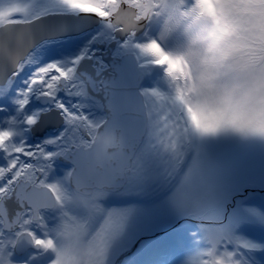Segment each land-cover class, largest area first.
<instances>
[{"label": "snow or ice", "instance_id": "1", "mask_svg": "<svg viewBox=\"0 0 264 264\" xmlns=\"http://www.w3.org/2000/svg\"><path fill=\"white\" fill-rule=\"evenodd\" d=\"M60 3L73 12L99 19L109 16L104 10V0L96 3L92 0H60ZM15 11H0V25L6 24V17ZM104 25L110 39L117 41L116 36L122 29L110 20H106ZM144 34L147 35V30ZM117 42L121 50L127 52V45ZM32 47L30 33L10 29L0 36V69L6 68L14 52L26 48L19 68L10 70V74L0 70V90L9 87L30 62ZM84 59L81 55L68 64L49 63L39 67L25 81L26 87L17 92L14 101L19 113L25 112L34 95L50 101L65 125L60 135L35 146L25 143L22 130L37 125L39 113L12 117L5 122L8 127L0 128V155L5 161L0 165V264H12L11 249L22 239L30 241L39 251L54 250L53 240L58 239L62 231L72 233L74 238H79L83 232L103 264H110L111 254L122 239L129 210L108 209L101 201L112 191L134 190L136 178L142 172V158L149 154L161 157L160 148L165 140L170 152L164 162L166 171L171 174L183 162L187 129L163 99L157 103L155 97L160 93L155 88L137 86L138 73L135 70L129 72L131 83L121 85L124 95L119 103L105 97L108 101L104 105L108 112L106 117L96 118L85 113L87 104L94 102L90 94V89L94 90V82L79 71ZM134 60L136 69L149 67L138 56H134ZM96 87L108 93L116 85L101 81ZM130 87L135 89V95L128 94ZM61 91L77 102L66 105L59 99ZM122 109L142 116L143 120L129 127L121 126L117 114ZM113 132L118 135H112ZM140 143H143V148L137 153L134 148ZM61 157L71 160L74 166L61 180L49 182L53 163ZM55 192H61L63 196H53ZM174 195L181 207L198 210L183 187ZM48 211L57 214V223L53 227L47 223ZM207 239L219 240L227 249L232 243L215 228L208 229ZM239 246L249 247L247 244ZM232 252L237 257V252ZM55 255L56 264H60L63 253L56 251Z\"/></svg>", "mask_w": 264, "mask_h": 264}, {"label": "clouds", "instance_id": "2", "mask_svg": "<svg viewBox=\"0 0 264 264\" xmlns=\"http://www.w3.org/2000/svg\"><path fill=\"white\" fill-rule=\"evenodd\" d=\"M10 9L16 11L0 25L4 32L29 33L41 15L28 0L0 4V11ZM104 10L109 16L100 20L122 29L116 39L126 51L162 69L165 87L155 88V99L179 116L188 135L231 131L264 138V0H104ZM25 52H14L0 70L19 68ZM167 144L160 148L165 163ZM206 243L189 264H240L221 241ZM53 249L44 250L53 255L50 264L56 251L63 253L60 264H103L83 232L74 238L62 231Z\"/></svg>", "mask_w": 264, "mask_h": 264}, {"label": "bare ground", "instance_id": "3", "mask_svg": "<svg viewBox=\"0 0 264 264\" xmlns=\"http://www.w3.org/2000/svg\"><path fill=\"white\" fill-rule=\"evenodd\" d=\"M34 1L37 0H28L29 3H33ZM56 2L55 0H50V2ZM60 1V0H59ZM52 2V3H53ZM38 3L40 4V2L38 1ZM43 3V0L41 2V4ZM40 4V5H41ZM38 4H34V6L36 7ZM64 6V5H63ZM65 7V6H64ZM72 12V11H71ZM76 14V13H74ZM65 16L68 17H73L74 19L70 20L71 22H63L64 20H56L54 18H56L55 14H47L45 18H43V22L47 23V26H51L53 24H56V26H59V30L64 32V28H67L68 30H73L72 26H75L76 28L80 29L81 26L83 25H87V14H81V15H73L72 13L70 14H63ZM84 15V16H82ZM93 18L90 17L91 20V24H93V28L96 26V24L94 23H99L100 20L99 18L92 16ZM91 28V30L93 29ZM52 29V28H51ZM28 31L32 36V39L34 37L38 38L40 37L39 32H47L45 26L43 28L40 27H32V26H28ZM0 32H4L3 30H0ZM82 33H85L82 32ZM1 35V33H0ZM61 37L56 36L55 38H52L51 40H57ZM44 41V40H43ZM116 40L113 41V44ZM50 41H48L47 43H49ZM40 43H43L42 41ZM99 51L97 53H94V58H96L97 56L100 57L101 60H106L108 61V64H110L111 68H103L102 71H100L101 73H105V74H101V75H96L97 72H95L93 69L89 70V73L91 72L92 75L98 76L99 79L102 80H107V83L110 84H114L116 85L115 89L109 93H104L103 95L108 97L112 102H114L113 100H115V103H119L122 100V96L124 95V89L121 87L122 84L125 83H131L130 81V77H129V72L128 70L123 71L126 67H124L125 64H127L128 66H131V64L135 63L134 60V56L133 55H128L125 54L123 57L122 55L119 57H113L112 56V52H113V47H108L106 49H104L103 47H98ZM57 50H59V52L57 54H53L51 55V61L48 62L49 63H57L59 65H63V64H67L65 63L68 59V61H72V57L68 56L69 53L65 54V56H62L64 53H66L67 51L70 50L69 45L64 44V45H59L58 47H56ZM101 49H104L101 50ZM105 50H108L107 52H105ZM116 49H114L115 52ZM54 52L56 53V50L54 49ZM85 59L81 62V64L79 65V71L81 73L86 72L87 68L89 67V64L93 62V59H91L88 55H84ZM71 58V59H70ZM118 60H122V62L120 64H118V69L114 70L112 68L113 63H111L112 61H118ZM125 61H127L128 63H126ZM39 64V62H37ZM47 64H43L42 66H46ZM95 64V63H94ZM40 66V67H42ZM39 68V67H38ZM37 68V69H38ZM35 69L34 71L31 72V74L33 75V73L37 70ZM150 69V74L147 76H145V73L143 72H139V69H136L135 66H133V70H135L137 73L142 75V78L145 77V80H148L150 83V89L151 88H160V86L158 85V82L161 80L160 78H163V73H162V69L160 68H156L151 69V68H147ZM25 70H23L24 72ZM112 73V74H111ZM6 74H10V70L6 71ZM91 74H85L88 78H91ZM31 76H28L24 81H27ZM147 77V78H146ZM23 81V82H24ZM155 82V84H154ZM25 83V82H24ZM24 83H17L16 82V87L12 88L10 90V92L14 91L15 94L12 96L13 98L12 100V104L8 105V112L10 115V117H15V116H23L24 113H19L17 111V105L15 103H13L16 99L17 92L20 89H23L24 87H26V84ZM117 83H119L120 85L117 86ZM143 83L141 81V79L138 78V82L137 85ZM99 84V83H98ZM6 93H9V90H6ZM163 90V89H162ZM128 94L129 95H135V89L134 88H129L128 89ZM91 95H93L94 97V104H100L102 106L103 112H104V116L106 117L108 115L107 109L104 105H106V103L108 102L107 100L103 99V96L100 95L97 90L91 92ZM4 98L6 96H3ZM3 97L1 99H3ZM99 99V100H98ZM101 101V102H100ZM89 104V103H88ZM87 104V105H88ZM96 106V105H94ZM29 111L31 112V108L29 106H27L25 111ZM53 110L52 108H49L48 111ZM85 113L89 112V114L91 113V111L87 110L85 108ZM33 113H35V110H32ZM6 115V114H5ZM4 115V116H5ZM93 117L96 116V113L91 114ZM4 116L2 118H4ZM6 117V116H5ZM0 118V119H2ZM60 118V120H59ZM43 120L45 122H47L48 125L44 126V124L42 125H35L33 127H30V135L31 137H37L39 139L40 142H44L47 138H43L44 137V131L47 128H51L54 126H58V124L62 121L60 114H54V113H50L48 114V116H46V118L44 117ZM117 120L118 122L121 124V126L124 127H129L135 124V122L137 121H142L143 117L142 116H138L137 114H134L131 111H128L127 109H122L121 111L118 112L117 114ZM4 122H0V125H2ZM5 124V123H4ZM6 126H1L0 128H5L8 127L9 125L5 124ZM60 130H62L63 128L60 127ZM226 131H223L217 135L214 136H209V137H197L196 141H195V147L193 148L194 152L192 155H190V161L188 163V165H185V170L182 173V177L179 181L176 182V186L174 187V189H171V185H168L169 182V178L171 177V179H175V177L173 175H175V173L177 172V169L172 172L170 174V177L168 178V180L163 183V184H167L168 186L166 188L168 189H164L162 192L164 193H168V195L163 198L161 201H159L158 203L154 204L153 206L151 205H147V204H143L141 202H133L130 201L129 204H123V205H117L116 203L114 204L113 202L108 203L105 202V199L107 198L108 195H114V193H109L102 201L101 203L104 205L105 208L108 209H112V208H116V209H127L129 210V214H128V218L125 224V230L124 233L122 235V239L121 241L117 244L115 251L111 254L110 257V264H189V260L195 258L197 255H199L203 250H205L207 247L204 246L205 243L202 244V241L200 239V237L197 235H194L193 233H195V231L192 229L189 232V235L185 236L182 238V240H180L182 242L181 247H174V244L172 247H166L165 246V239L164 238H160L157 236H152L150 233H148L150 230H152L153 228H156L155 226H157L159 224V221L162 220L163 218H161L162 216V211L163 206L168 204V200L170 198L172 199H176L175 197V193L177 192V190L180 188V186H183L182 183V178H186L187 177V181L186 186H184L183 190H185L186 192H190V189L193 182H195L197 179H199V177H201V175L204 173L203 168L206 164V162H208V160H210L211 158L215 157V153L214 152V147L215 146H221L222 148H224V150L226 149V147H230L234 144V141H232L233 138H236L237 135L238 136H243V134L241 133H235V132H231V131H227V133L232 135V138H229V136H226L225 134ZM231 132V133H230ZM53 133H56L55 131H53ZM247 135V134H245ZM217 136L221 139H217ZM23 138L26 144L28 145H32V142L28 141L27 136L23 133ZM33 146V145H32ZM140 147H143V143L137 144L136 147L134 148V151ZM213 148V149H212ZM251 148V147H250ZM186 149V148H184ZM243 149L246 151L245 147H242L241 152L235 156V152H234V156L232 154H230L232 157L235 158H242V157H246V154H243ZM264 149V148H263ZM219 154V153H218ZM249 153H247L248 155ZM154 155L150 156L149 159H152ZM23 158V157H22ZM147 155L144 157V161L146 160ZM234 158V159H235ZM24 159H26V157H24ZM58 159V158H57ZM61 159V158H59ZM59 161V160H58ZM159 161L161 162L160 165L162 168H164L165 163L164 160L162 158L159 159ZM5 163L3 157H1L0 155V165H3ZM59 163L64 166V167H60L58 165H56L57 163H53L54 165H56V169L60 172H66L68 171L69 167L71 165H73V162L71 160H67V162L62 163L61 161H59ZM149 167L153 168V165H150ZM71 170V169H70ZM162 169H160L161 171ZM148 171L145 169H142V172L140 174V176L147 174ZM161 173H166V171L164 170ZM139 176V177H140ZM148 176H151V172L148 174ZM54 177V174H52L50 176V179ZM142 179V178H141ZM152 178L147 179L150 182ZM59 179H55L53 182H56ZM137 180V178H136ZM145 180V179H144ZM147 180H145L144 182H147ZM153 180V179H152ZM177 180V179H175ZM139 181V180H138ZM141 182V181H140ZM137 187H142L141 183H137V181H135ZM182 183V185H181ZM148 184V183H147ZM154 184V183H153ZM158 184V183H157ZM175 185V183H174ZM185 185V184H184ZM194 185V184H193ZM163 186V185H162ZM137 187L134 190H129L130 195H136L138 192H133L137 189ZM150 187V186H149ZM189 187V188H188ZM162 188V187H160ZM187 188V189H186ZM144 189H142L143 191ZM188 190V191H187ZM117 191V190H116ZM140 191V190H139ZM115 192V191H114ZM127 192V191H126ZM193 195H197V192L193 189ZM168 197V198H167ZM175 199H174V203H175ZM260 201V199H259ZM255 202L252 207L255 210L258 209H263L264 210V204L260 203V202ZM172 203V204H174ZM131 204V205H130ZM172 206V205H169ZM217 210H221L220 207L217 208V205L214 206ZM9 209L12 210L11 205H9ZM199 214V213H198ZM203 214H199L198 218L199 220L203 217ZM251 214V213H250ZM227 215V214H226ZM232 216V212L230 214ZM253 215V214H251ZM262 216V219L259 220L258 217H253V219L251 217H249L248 213H246V211H240L237 210V212H235L234 217L236 219V221L240 222V223H246V221L255 222L254 224H261L260 228H258V233H246L243 232L241 236H237L235 234H232L230 231H227L226 228L223 229H218L220 231L223 232V234L225 236H227L231 241V245L232 247L229 249L230 251H236L237 252V259H239L241 261V264H264V216ZM46 217H47V223L49 224L50 227H53L56 225L57 223V214L54 211H48L46 212ZM247 222V223H249ZM155 230V229H154ZM36 232L38 235H41L39 229H36ZM261 232V233H260ZM235 233V231H234ZM146 235V236H145ZM152 236V239H149V237L147 236ZM162 236V235H161ZM139 241H142L141 245L139 243ZM237 241L239 243H237ZM29 242L26 239H22L20 240L16 247L14 248L15 254L13 256V258H11L12 260V264H30V258L27 257L25 258L24 254L25 252H28V248L29 247ZM240 244H247L249 245V247L243 248L240 247ZM255 250H254V249ZM133 249V251H135L136 253L133 255L128 256V252L131 251ZM194 249V250H193ZM178 250V251H177ZM128 251V252H127ZM175 251H177V253H175ZM44 253V258L46 259L47 262H44L43 264H50V261L53 258V255L48 253V252H43ZM167 254H170V256L173 258L171 260H169ZM22 255V256H21ZM261 255V258L259 259V256ZM31 257V256H30ZM22 258V259H21ZM33 264H37V263H33Z\"/></svg>", "mask_w": 264, "mask_h": 264}, {"label": "rangeland", "instance_id": "4", "mask_svg": "<svg viewBox=\"0 0 264 264\" xmlns=\"http://www.w3.org/2000/svg\"><path fill=\"white\" fill-rule=\"evenodd\" d=\"M38 1L41 4L42 0H37V1H34L31 5L33 6V8L35 10H37L38 12L41 13V15L39 16L40 19L45 18L46 15L50 14V13L55 14L56 18H54V19H58V20H61V17L65 16L63 14L72 13L73 15L77 14V16L82 14V13H78V12H73L72 10L64 7L63 4H61L59 0H55L56 2L52 1L53 3L50 2V0H43V3L41 5L38 3ZM3 2H4V0H0V4H2ZM36 3L38 5L35 7L34 4H36ZM74 13H76V14H74ZM82 16H84V15H82ZM90 17L93 18L92 15L87 14V20H86L87 24L92 23L90 20ZM36 20H38V19H36ZM37 24L42 25L41 21L38 22ZM47 25L48 24L45 25L47 32H45V33L39 32V34H40L39 36H42L45 34H52V33L61 32L59 30V26H56V24H53L51 26H47ZM41 28H43V27H41ZM72 28H73V30L78 29L75 26H72ZM94 28H96V29L89 30V31H87L88 30L87 29L86 30L87 32L85 31V33L73 34V35H71L72 37L55 40V41L50 42V44H51V46H53L54 49L56 47H58L59 45L68 44L70 50L67 51L66 53H64L62 56H65V54L69 53L68 56H71L73 60L76 57L81 56V55L86 54V53H89V57L91 59H93V57H94L93 54L97 53L99 51L98 47H103L104 49H106L108 47H111V48L113 47L112 56L115 55V56L119 57V56L123 55L124 53H128V52L122 51L119 44L117 45V47L113 44L114 40L110 39L109 34H108V30L106 29L104 23L101 20L99 23H96V26ZM64 31H70V30H68L67 28H64ZM0 33H1V35L4 34L2 32H0ZM47 41H45V42L42 41L43 43H40V45L37 46L32 53H40L41 54L42 51H45V48H48L47 45L49 44V43L47 44ZM104 49H101V50L104 51ZM114 49H116L115 52H114ZM107 51L108 50H105V52H107ZM36 59H37V57H32V55H31L30 62L27 63L25 66L29 67L31 65V63H33ZM68 60L65 63L68 64L71 62ZM48 62H49V60L45 59V60L39 61V64L43 65V64H47ZM114 62H116V61H112L111 63H114ZM118 64L119 63H114L112 65V68L114 70H117ZM103 68H109L110 69L111 66H110V64H108V61L101 60L100 57L97 56L96 58L93 59V62L89 64V67L87 69H89V70L93 69L95 72H97L96 75H101V74H105V73L100 72L103 70ZM147 68H151V69L155 70L158 67L149 66ZM147 68H144L142 70L140 69V72L145 73V76L148 77V75L150 74V71H149L150 69H147ZM126 70H128V71L133 70V64H131V66L126 67L123 71H126ZM20 74L18 75V77L20 76ZM30 76H32V74H30ZM17 79L18 78H14L11 82V85L9 87H7L6 90L10 91L12 88H14L15 87L14 84L16 83ZM140 79L142 82L145 81V77L140 78ZM160 79L161 80L158 82V85L160 86V89H164L165 86L163 84V79L162 78H160ZM23 81L24 80H22L20 83L25 82V81L24 82ZM102 81L108 82L107 80L106 81L102 80ZM154 84H155V82H154ZM119 85L120 84L117 83V86H119ZM5 92L6 91L4 89L0 90V108L3 107V104H1V100H2L1 98L3 96H5ZM104 93L105 92L102 91L101 94L103 96V99L106 100L105 99L106 96L103 95ZM9 98H12V97H9ZM40 99L41 98L34 95L31 98L28 106L32 110L34 109L35 113H39L41 115L42 113L47 112L48 109L51 108V106L48 105V106L44 107L39 102ZM60 100H62L68 106L77 102V100L75 98L69 97L64 92H63ZM113 101L116 102L115 100H113ZM157 103H159V102L157 101ZM9 104L11 105L12 103H9ZM94 105H96V106H94ZM4 107H6V106H4ZM86 109L91 111L90 115L96 113V116H94L96 118L105 117L102 106L100 104L89 103L87 105ZM32 110H31V112H29L27 110L24 112V114H32L33 113ZM86 114H89V112H86ZM10 115L11 114H9V112L6 113V117L0 119V122L5 123L7 120L11 119L12 117H10ZM15 117L22 118V116H15ZM4 123L2 125H0V127L6 126L5 125L6 123L5 124ZM64 128H65V125L63 126V129L60 131V133L64 131ZM22 131L27 136L28 141L32 142L33 146L39 145L42 143L39 141V139L37 137H31V135L29 133L31 131L30 128H24ZM45 131H47V130L45 129ZM60 133L58 135H60ZM225 134H226V136H229L227 131L225 132ZM46 136H48L47 139H49V138L55 137L56 135L54 133H52V131H51L50 133H47ZM214 138H215V136H214ZM229 138H232L231 134H230ZM217 139H221V138H219L217 136ZM232 141H234V144L230 147H226L225 150L221 146H215L214 147V152L215 153L217 152L215 154V157L211 158L210 160H208V162H206V164L203 168L204 173L201 175V177H199V179H197L195 182H193L194 185L192 184L191 188L188 189V190H190V192L187 190L188 191L187 193H188V196L190 197L191 202L196 206V208L198 210L194 211V210H191L189 208L181 207L177 203V200L175 198H174L175 203L173 202L174 199L170 198L168 200V204L163 206L164 210L162 211V216H161V218H163V219L159 221V224L157 226H155L156 228H153L148 233H150L153 237L157 236V235H162V234L165 235L168 232H172V229L178 227L185 220L191 219L193 221H196V224H195L196 229H197L196 234L200 237L202 244L205 243L204 246L205 245L208 246L206 241H207V237H208V229L209 228H215V229H220V230L223 228H226L227 231H230L231 233L234 231L235 227L237 226L234 214H235V212H237L236 210L239 208V199H240L239 197L245 198L251 192H254L256 194L258 193L259 195H261L260 203L264 204V183H263V181H264V149L262 148V146H264V138H259V137H255L252 135L243 134V136L237 135V137L233 138ZM242 147L246 148V151L243 149V154H246V157L235 158V157H232L230 155V154H232L234 156V152H235V156H237L241 152ZM142 148L143 147H140L138 149L137 153H139ZM49 150H52V149L50 148ZM247 153H249V154L247 155ZM150 156H152V155L151 154L147 155V158L145 161H144L145 156L142 158L141 166H142V169H146V170H149L151 172L152 177H150V178L153 179V180L151 179L152 182L149 181L150 178H148L149 180H147V182H144L145 177H143L142 179L138 177L136 180L138 184L141 183L142 187H139V188L144 189L140 193V196H142L140 198H142V199H145L147 196L149 198V196L154 194L156 192L157 188L162 186L164 181L166 180L167 176H169V173L166 171V164L164 165L165 166L164 168H162L160 165V162H159L160 157L153 156L152 159H149ZM1 157H2V155H1ZM23 159H24V157H23ZM58 159H56L55 161L58 162ZM55 161H54V163H55ZM56 165L53 164V168H52V171H51L49 176L54 174V177L51 179L48 178L49 182H53L56 178L62 179L65 176V174L70 170V169H68V171H66V172H60L56 169V167H57ZM150 165H153L154 167L151 168V167H149ZM160 169H162V170L160 171ZM164 170L166 171V173H164V174L161 173ZM185 182H186V178L184 177L182 179V183H183L182 187L183 188H184V186L187 187ZM182 183H181V185H182ZM182 187L180 186L179 189H181ZM193 189L197 192V195H193V192H192ZM125 194H130L129 190H125ZM108 196H110V195H108ZM117 197H119V196H117ZM168 197H169V195H168ZM118 199H120V197ZM172 203H174V204H172ZM169 205H172V206H169ZM215 205H217V208L220 207L221 210H217L214 207ZM244 211H246V213H248L249 217H251L252 219L254 216L257 215L260 217V220H261L262 219L261 215L264 216V210L263 209L255 210V209H253V207H249V208H245ZM231 212H232V216L230 215ZM198 213L199 214L204 213L205 216L199 220L197 218V216L199 215ZM250 213L253 215H251ZM247 222H249V221H246V223H242V224H244L243 226H244L245 231L248 230V226H250L252 224L254 225V223H255L254 221H253V223L252 222L247 223ZM147 236L149 237V239H152V236H149V235H147ZM29 247H30V248H28L29 251L25 252L24 256H25V258L29 257L31 259L29 262L30 264L38 263L39 261L40 262L41 261L47 262L46 259L44 258V256L46 254L44 255L43 251L37 250L30 242H29ZM231 247H232V245L229 244V248H231ZM11 251L13 253L11 258H13L15 251H14V249H11ZM48 253L50 254V252H48ZM50 256H51V254H50Z\"/></svg>", "mask_w": 264, "mask_h": 264}, {"label": "water", "instance_id": "5", "mask_svg": "<svg viewBox=\"0 0 264 264\" xmlns=\"http://www.w3.org/2000/svg\"><path fill=\"white\" fill-rule=\"evenodd\" d=\"M72 19H74L73 17H68V16H64V17H61V20H64L63 22H71L70 20H72ZM43 19H38V20H36V21H34L33 23H31L29 26H34V27H44L47 23H45V22H43L42 21ZM56 20H58V19H56ZM41 21V24L42 25H38L37 23L38 22H40ZM94 24H96V23H94ZM93 24H91V23H88L87 25H83V26H81V28L80 29H75V30H70V31H61V32H59V33H52V34H45V35H42V36H40V37H38V38H36V37H34L33 39H32V41H33V47L31 48V50L36 46V45H38L41 41H43V40H46V39H52V38H55L56 36H59V37H65V36H69V35H73V34H79V33H82V32H84V31H86L87 29H91V28H93ZM4 33V32H3ZM0 36H2V35H0ZM141 241H139V243H140Z\"/></svg>", "mask_w": 264, "mask_h": 264}]
</instances>
